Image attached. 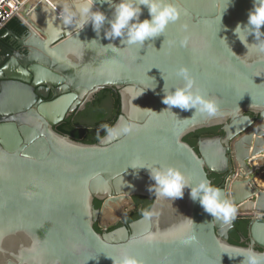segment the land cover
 I'll return each instance as SVG.
<instances>
[{"label":"water","instance_id":"obj_1","mask_svg":"<svg viewBox=\"0 0 264 264\" xmlns=\"http://www.w3.org/2000/svg\"><path fill=\"white\" fill-rule=\"evenodd\" d=\"M177 2L187 15L164 35L115 53L102 45H123L104 39V29L99 36L91 25L56 35L48 25L61 9L25 2L17 17L25 34L4 35L20 50L0 61V264H114L106 255L122 251L145 264H240L243 257L229 255L248 247L264 252V53H248L233 34L247 23L252 0H232L224 11L226 0ZM101 10L111 16L106 4ZM93 39L100 43L89 44ZM181 67L217 100L215 117L166 110L164 85H184L176 76ZM105 89L120 95L114 126L127 121L130 134L85 144L55 130ZM214 127L222 135L198 139L197 150L184 141ZM133 160L180 168L192 184L220 176L217 187L236 208L235 219L215 220L188 188L183 198L157 199L149 170L128 168ZM133 197L152 200L154 214L109 231L135 208ZM238 220L249 221L245 246L229 242ZM192 235L196 242L182 243Z\"/></svg>","mask_w":264,"mask_h":264},{"label":"clouds","instance_id":"obj_2","mask_svg":"<svg viewBox=\"0 0 264 264\" xmlns=\"http://www.w3.org/2000/svg\"><path fill=\"white\" fill-rule=\"evenodd\" d=\"M231 2L232 0H226V7L223 11ZM47 3L53 12H56L58 8L61 9L58 16L56 14L53 22L48 25L54 34L59 35L62 29H72L79 34L86 26L91 25L99 36L101 30L104 29V39L109 41L119 39L120 45H123V47H118L112 42L102 45L114 53L137 45H146L147 42L164 35L169 25L177 23L182 15H187L186 10L179 6L177 0H47ZM252 3L253 7L249 10L247 23L237 24L233 34L248 49V53L253 49L264 53V31H262L264 0H252ZM105 4L111 10L110 17L101 10ZM145 8L148 11V18L141 19ZM57 19L61 21V25L55 24ZM220 22H222V16ZM181 27L186 30L187 25H181ZM250 36L254 37L255 42L249 43ZM221 40L227 44L226 37ZM96 42L99 41L93 39L88 43ZM176 76L184 80L183 86L169 88L167 81L163 78L166 83L163 88L162 103L168 106L166 110L172 111L174 107L182 111L194 109L191 117H195L197 113L215 117L220 113L217 100L195 87L194 78L187 68H179ZM100 130H104L103 137L100 135ZM133 130L134 125L127 121L115 126L102 124L96 136L101 144H107L122 135L130 134ZM129 167L135 170L145 168L149 170V177L154 181L149 190L155 193L157 199L183 198L185 189L188 188L191 200L198 202L204 212L210 214L215 220L230 224L235 219L236 208L232 201L225 196L220 187L213 185L207 178L192 184L180 168L172 165L149 166L138 160L131 161ZM153 214L154 212L150 210L143 212L146 219L151 218ZM185 222L195 223L191 218H186ZM194 242H196L195 235L182 241L185 244ZM28 251L35 253L36 249L32 248ZM106 256L112 259L114 264H145L143 259L128 251H122L119 256ZM229 257H243L240 264H264V252H258L252 247L241 248L237 256L229 255Z\"/></svg>","mask_w":264,"mask_h":264},{"label":"trees","instance_id":"obj_3","mask_svg":"<svg viewBox=\"0 0 264 264\" xmlns=\"http://www.w3.org/2000/svg\"><path fill=\"white\" fill-rule=\"evenodd\" d=\"M8 30L13 31L16 35L21 36L26 31L24 25L18 18L11 20L6 28L0 32V43L9 40V37L4 38V35ZM121 114V99L120 95L115 89H105L96 95L93 102L89 103L83 112L78 115L74 114L67 117L63 123L55 127V130L63 135H69L73 139L81 141L85 144H96L99 142L96 133L100 128V125L107 124L114 126L115 122ZM219 127L210 129H204L187 136L184 141L189 143L192 147L197 150L196 144L200 138H212L221 136ZM104 130H100L101 137L104 136ZM211 179L214 180L213 185L219 186L222 179L220 176L211 174ZM138 212L128 219L126 222H134L143 217L145 210H150L152 206V200L144 197L137 198ZM101 202L95 201L97 209L101 207ZM248 220H238L235 223V228L230 232L229 242L233 245L245 246L246 242L243 243V239L247 237V226ZM123 224L119 223L110 228L109 231L115 230L122 227ZM95 229L97 232L102 233V230L96 225Z\"/></svg>","mask_w":264,"mask_h":264},{"label":"flooded vegetation","instance_id":"obj_4","mask_svg":"<svg viewBox=\"0 0 264 264\" xmlns=\"http://www.w3.org/2000/svg\"><path fill=\"white\" fill-rule=\"evenodd\" d=\"M8 31H11V30H8ZM26 32V31H25ZM24 32V34H25ZM22 34V35H24ZM21 35V36H22ZM5 38V37H4ZM10 38V37H9ZM20 48L17 46V44L15 43V41H13L11 38L9 40H6V41H3L2 43H0V61H2L4 58H5V62H7L11 56L13 55V53H15L16 51H19ZM0 68H1V65H0ZM83 112V111H82ZM80 113V112H79ZM79 113H74L76 115H78ZM74 114H71L70 116L74 115ZM251 117H254L253 114H249ZM219 132H220V129H219ZM221 178V177H220ZM221 184V182H220ZM139 197H133V201H134V205H135V208L134 209H131L130 211H128L123 219L119 222V223H122L123 226H129V224H131L132 222H126L128 221V219H130L134 214L135 212H138V207H137V201ZM102 205V204H101ZM130 208V207H129ZM117 223V224H119ZM116 224V225H117ZM115 226V225H114ZM122 226V227H123ZM113 227V226H112ZM110 230V229H109Z\"/></svg>","mask_w":264,"mask_h":264},{"label":"built area","instance_id":"obj_5","mask_svg":"<svg viewBox=\"0 0 264 264\" xmlns=\"http://www.w3.org/2000/svg\"><path fill=\"white\" fill-rule=\"evenodd\" d=\"M27 0H0V32L8 23L17 18Z\"/></svg>","mask_w":264,"mask_h":264}]
</instances>
